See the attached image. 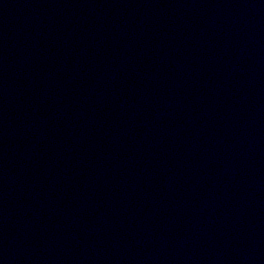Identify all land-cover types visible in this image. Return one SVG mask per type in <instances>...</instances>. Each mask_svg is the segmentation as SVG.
I'll return each mask as SVG.
<instances>
[{
	"label": "water",
	"instance_id": "obj_1",
	"mask_svg": "<svg viewBox=\"0 0 264 264\" xmlns=\"http://www.w3.org/2000/svg\"><path fill=\"white\" fill-rule=\"evenodd\" d=\"M0 264H264V0H0Z\"/></svg>",
	"mask_w": 264,
	"mask_h": 264
}]
</instances>
